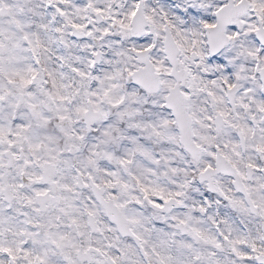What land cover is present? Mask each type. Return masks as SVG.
Wrapping results in <instances>:
<instances>
[{"label":"snow or ice","instance_id":"obj_1","mask_svg":"<svg viewBox=\"0 0 264 264\" xmlns=\"http://www.w3.org/2000/svg\"><path fill=\"white\" fill-rule=\"evenodd\" d=\"M0 264H264V0H0Z\"/></svg>","mask_w":264,"mask_h":264}]
</instances>
